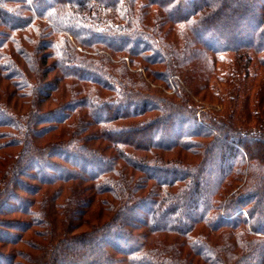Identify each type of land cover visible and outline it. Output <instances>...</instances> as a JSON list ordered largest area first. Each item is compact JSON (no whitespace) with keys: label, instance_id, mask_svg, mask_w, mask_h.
Returning a JSON list of instances; mask_svg holds the SVG:
<instances>
[{"label":"trees","instance_id":"trees-1","mask_svg":"<svg viewBox=\"0 0 264 264\" xmlns=\"http://www.w3.org/2000/svg\"><path fill=\"white\" fill-rule=\"evenodd\" d=\"M261 71L264 0H0V264H264Z\"/></svg>","mask_w":264,"mask_h":264},{"label":"rangeland","instance_id":"rangeland-1","mask_svg":"<svg viewBox=\"0 0 264 264\" xmlns=\"http://www.w3.org/2000/svg\"><path fill=\"white\" fill-rule=\"evenodd\" d=\"M198 67L200 68L202 66L198 65ZM251 67H253V66H251ZM257 68L258 67L255 65L253 67V70L257 71ZM261 72L262 73L259 72V74L264 76V71H261ZM200 73H202L201 70H200ZM146 75H147L146 73L142 74L141 76L137 75V77H142V79L144 80V82L147 85V86H142L141 87L144 91H149V92L155 93L156 95H158L160 97H164V98L166 97L169 100L177 99L176 98L177 95H175L174 89L168 88L164 83L154 80L152 77H155V76H149L150 78L148 80V79H146ZM53 76H54V74L50 73L49 76H47L46 80L47 81L52 80L51 78H53ZM199 78L200 77H198V76L192 77L193 80H199ZM178 82H179V85H180V89H182V92L184 94L189 95V97L194 101L195 109L197 110L198 113L223 112V111H221L222 108L224 107V104L222 103V100L217 99L216 97H215L216 99H214V98L213 99L212 98L209 99L208 97H205L203 95V92L195 93L194 89H193V93H192V91L188 88V86L183 82V80L181 78H179ZM194 86H195V83L193 84V87ZM70 93H71V91H69V88L67 87V85L65 83H63V84L58 83V89L53 93V96H52L51 100L49 101V103L45 104V105L44 104L42 105L43 108L48 110L51 107H53L54 104H56V107H57L59 102H60L57 99L59 98L60 100H64V97L70 96ZM205 94H206V92H205ZM210 95H211V93H210ZM54 101H56V102L53 104ZM250 101L253 102V104H254V102L256 100L253 97V98L250 99ZM219 103H221V104H219ZM231 105L233 106L234 103H231ZM231 105L229 104L228 107H231ZM42 106H41V108H42ZM254 107H256V106H254ZM228 109H230V108H228ZM254 121H255V123L258 124L260 122L262 123L264 121V119L262 117L259 118V116H258V118L254 116ZM72 124H73L72 125L73 129L76 128L75 127L76 123H72ZM95 217H96V214L92 218H95Z\"/></svg>","mask_w":264,"mask_h":264}]
</instances>
